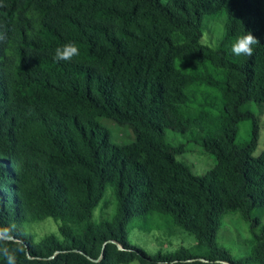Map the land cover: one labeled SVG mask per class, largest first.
<instances>
[{
	"label": "trees",
	"instance_id": "obj_1",
	"mask_svg": "<svg viewBox=\"0 0 264 264\" xmlns=\"http://www.w3.org/2000/svg\"><path fill=\"white\" fill-rule=\"evenodd\" d=\"M213 18L222 23L210 44ZM248 31L260 43L234 56ZM70 42L79 55L54 60ZM250 102L264 103V0H0V264L5 249L14 264H264V225L243 259L216 242L223 214L252 227V210L264 211ZM100 117L134 139L113 142ZM168 130L213 165L193 173L177 158L186 142ZM106 191L113 209L93 220ZM153 213L191 233L194 250L130 244L127 223ZM46 218L56 233L34 237L30 225Z\"/></svg>",
	"mask_w": 264,
	"mask_h": 264
},
{
	"label": "rangeland",
	"instance_id": "obj_2",
	"mask_svg": "<svg viewBox=\"0 0 264 264\" xmlns=\"http://www.w3.org/2000/svg\"><path fill=\"white\" fill-rule=\"evenodd\" d=\"M202 41L213 44L218 34L216 26L222 23L219 18L204 20ZM205 27V29H204ZM244 107L250 109L259 121V139L253 155H258L264 150V103H247ZM99 121L109 130L110 138L117 144L129 143L134 139L135 131L127 124H119L112 119L100 117ZM167 138L172 144L179 141L186 142L185 136L166 131ZM248 136V123H239L237 140L243 141ZM177 158L185 162L195 174L206 172L214 163L211 154L195 143L186 142V150L177 155ZM114 200L106 191L102 200L93 211V220L108 217L113 209ZM251 217H256L258 223L251 227L248 220L241 217L238 211L227 212L220 218L219 227L216 233V242L224 246L235 259H243L250 254L254 243L253 232L259 231L260 225H264V211L256 207L251 212ZM127 240L130 244L144 250L152 255L157 251L168 253L179 247L194 250L196 239L191 233L183 230L172 223L168 216L153 213L146 217H133L126 225ZM29 230L34 237L39 238L45 234L57 231V224L46 218L30 225ZM120 264H139L137 259Z\"/></svg>",
	"mask_w": 264,
	"mask_h": 264
},
{
	"label": "clouds",
	"instance_id": "obj_3",
	"mask_svg": "<svg viewBox=\"0 0 264 264\" xmlns=\"http://www.w3.org/2000/svg\"><path fill=\"white\" fill-rule=\"evenodd\" d=\"M259 40L252 34V32L248 31L243 35H240L235 38L234 42L231 45V53L234 56H251L253 53V45L259 44ZM79 55V49L74 43H67L62 47H58L55 50V55L53 57L56 61H71L73 57ZM7 264H14L15 257L11 254L7 249L3 252Z\"/></svg>",
	"mask_w": 264,
	"mask_h": 264
}]
</instances>
